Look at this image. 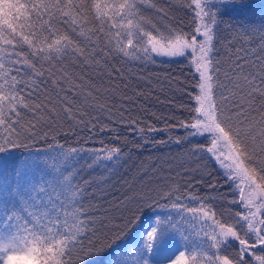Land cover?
Returning <instances> with one entry per match:
<instances>
[{"label":"snow or ice","instance_id":"6c2138e0","mask_svg":"<svg viewBox=\"0 0 264 264\" xmlns=\"http://www.w3.org/2000/svg\"><path fill=\"white\" fill-rule=\"evenodd\" d=\"M185 3L194 12L191 32L158 24L157 17L174 19L170 0H0V264H264V16L225 19L246 8L245 0ZM154 54L194 66L192 104L179 105L189 115L173 116L177 123L165 127L183 129L190 144L204 141L190 148L191 157L216 162L238 193L230 203L243 211L225 219L217 197L193 191L194 183L216 190L214 180L199 175L181 183L169 174L155 187L132 191L119 215H109L93 187L107 179L83 173L85 167L112 172L121 148L90 151L55 139L65 124L88 138L114 131L103 121L137 126L142 136L157 131L139 126L128 107L132 97L118 85L102 91L86 71L107 67L109 77L123 78L113 62L147 65ZM169 83L185 91L183 81ZM49 137L43 155L14 158L13 150ZM134 230L135 241L119 243Z\"/></svg>","mask_w":264,"mask_h":264},{"label":"trees","instance_id":"16d2710c","mask_svg":"<svg viewBox=\"0 0 264 264\" xmlns=\"http://www.w3.org/2000/svg\"><path fill=\"white\" fill-rule=\"evenodd\" d=\"M175 6L172 9L174 16L173 20H161L160 26L173 24L182 26L185 31L191 32L192 18L194 12L189 9L185 0H170ZM246 8L234 9L227 13L225 19L230 22L241 20L257 21L264 16V0H245ZM194 8V6H193ZM228 34L221 27L217 49L220 58L223 60L227 52L226 40ZM235 45V42H233ZM114 67L121 68L124 75L123 78L116 76L113 73L112 77L108 76L111 69L105 67L103 69L86 70L88 77L95 84L101 86V90L113 85L119 86V92L122 95L132 97L133 102H129L128 107L131 109V115L134 119L142 121L139 126H144L150 123L157 131L145 133L144 136L139 134L134 129L137 126L128 123L112 124L110 121H103L110 124L114 131L105 130L104 133H98L89 137L87 131L76 134L68 131L67 124L63 130L56 135L55 139L68 147H81L87 150H100L104 147H120L124 153L121 163L115 166L112 172L106 171L104 168H94L89 170L84 169V178L91 177L95 180L107 179L106 183L96 189V200L101 205V211L108 209V214L118 216L116 211L120 207V201L132 191H140L144 188L155 187L157 181L161 177H168L169 174L174 179L183 183L192 178V176L203 175L205 180L212 179L217 184L216 190H210L206 184H193V191H198L200 194H210L217 197L214 201L218 213H223L227 219L229 213L235 211H243L238 205L231 204V200L237 196L232 195L231 183H226V178L222 174V170L214 160L205 157L197 163L195 158L190 155V148L196 143H203L201 138H192L191 144L188 143V138L185 137L183 129L172 127L166 128L165 125L176 124L175 119L171 117L187 118L189 113L186 109H182L179 105L184 104L190 106L192 101L189 98L190 94H195L193 87L198 79V74L195 73L194 66L188 60L181 58L178 60L161 61L149 63L147 65H132L126 63L113 62ZM131 69V72H129ZM140 74L142 78H130ZM149 77L151 80L149 81ZM179 79L183 81L185 91H177L176 85L173 83L170 86V81ZM124 83H128V88L125 91ZM136 91H142L144 94L139 96L134 95ZM116 103L119 106V95L116 96ZM177 138L181 139L179 144L176 143ZM164 141V143H157ZM52 138L49 137L48 142L38 140L30 143L27 147L13 150L15 159H21L29 153L44 152L47 149L48 143H51ZM83 164V161H81ZM199 167L200 173H196L193 169ZM187 169L191 175H184V170ZM211 173V178L208 177ZM223 195L225 199H220ZM152 213H145L151 215ZM137 232L134 230L125 240L120 241V244L128 243L131 237Z\"/></svg>","mask_w":264,"mask_h":264},{"label":"rangeland","instance_id":"374dc122","mask_svg":"<svg viewBox=\"0 0 264 264\" xmlns=\"http://www.w3.org/2000/svg\"><path fill=\"white\" fill-rule=\"evenodd\" d=\"M157 21H158V24L161 25V21H160L159 17H157ZM162 27H163V26H162ZM181 58H182V57H181ZM181 58H173V57L160 56V55H155V54H154L155 62L169 61V60H178V59H181ZM90 151H91V150H90ZM37 153L43 155L44 152H35V153H31V154L35 155V154H37ZM39 167L42 169V168H43V164H40ZM101 168H103V167H101ZM232 195H233V196H237L238 193L235 192V191H232ZM159 214H160L161 216H163L165 213H164V212H160ZM137 236H138V230H137V232L131 237V239H130L129 242L135 241V240L137 239ZM129 242H128V243H129ZM176 256H179V252L176 253ZM175 260H176V257H173V261H175ZM169 264H172V262H169ZM176 264H179V262L176 261Z\"/></svg>","mask_w":264,"mask_h":264}]
</instances>
